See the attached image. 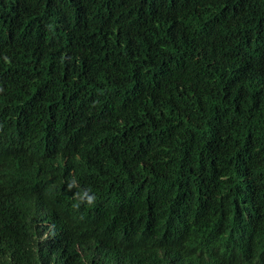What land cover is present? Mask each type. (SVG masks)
Instances as JSON below:
<instances>
[{
	"label": "trees",
	"instance_id": "trees-1",
	"mask_svg": "<svg viewBox=\"0 0 264 264\" xmlns=\"http://www.w3.org/2000/svg\"><path fill=\"white\" fill-rule=\"evenodd\" d=\"M0 264H264V0H0Z\"/></svg>",
	"mask_w": 264,
	"mask_h": 264
},
{
	"label": "clouds",
	"instance_id": "clouds-1",
	"mask_svg": "<svg viewBox=\"0 0 264 264\" xmlns=\"http://www.w3.org/2000/svg\"><path fill=\"white\" fill-rule=\"evenodd\" d=\"M69 190H71V185H69ZM86 199L88 204H92L94 202V196H89L87 192L83 194V196L80 197L81 202H84ZM78 206V205H77Z\"/></svg>",
	"mask_w": 264,
	"mask_h": 264
}]
</instances>
